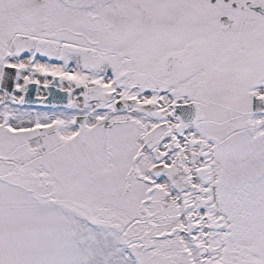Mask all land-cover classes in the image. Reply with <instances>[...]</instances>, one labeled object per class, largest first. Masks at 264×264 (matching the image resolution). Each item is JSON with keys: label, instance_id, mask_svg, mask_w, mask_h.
<instances>
[{"label": "snow or ice", "instance_id": "6c2138e0", "mask_svg": "<svg viewBox=\"0 0 264 264\" xmlns=\"http://www.w3.org/2000/svg\"><path fill=\"white\" fill-rule=\"evenodd\" d=\"M0 264H264V0H0Z\"/></svg>", "mask_w": 264, "mask_h": 264}]
</instances>
